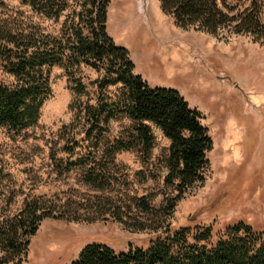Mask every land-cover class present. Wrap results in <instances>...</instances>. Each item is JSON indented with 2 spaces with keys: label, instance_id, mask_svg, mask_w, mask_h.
<instances>
[{
  "label": "rangeland",
  "instance_id": "obj_1",
  "mask_svg": "<svg viewBox=\"0 0 264 264\" xmlns=\"http://www.w3.org/2000/svg\"><path fill=\"white\" fill-rule=\"evenodd\" d=\"M31 11L22 0H0V13H22L48 32L58 33L60 19ZM105 23L114 42L127 49L133 72L150 86L178 90L200 112L211 137L204 179L177 199L171 222L212 223L213 228L223 229L244 220L264 232V41L227 30L182 28L160 10L158 0H110ZM164 41L167 44L160 50ZM80 70L88 91L81 99L93 101V80L102 70L87 64ZM48 72L50 93L35 124L18 131L0 124V211L14 212L33 195L57 194L79 201V218L43 219L21 264H68L91 241L121 251L128 243L145 244L151 232L133 225L145 217L138 199L158 207L176 194L173 185L164 181L170 139L147 122L154 135L149 157L140 145L118 150L107 164L109 181L102 187L85 184L81 167L58 172L52 153L67 157L64 145L82 134L84 122L72 107L76 98L62 65H52ZM105 89L116 95L119 84ZM129 124L128 116L118 113L109 119L106 135H118ZM98 158H103L100 150ZM109 203L119 205L122 220L111 217L109 210L99 218L85 217L99 214L103 204L110 209Z\"/></svg>",
  "mask_w": 264,
  "mask_h": 264
},
{
  "label": "trees",
  "instance_id": "obj_2",
  "mask_svg": "<svg viewBox=\"0 0 264 264\" xmlns=\"http://www.w3.org/2000/svg\"><path fill=\"white\" fill-rule=\"evenodd\" d=\"M32 11L45 18L60 19L57 34L22 13H0V124L14 131L35 124L43 101L50 93L48 68L62 65L76 100L73 108L84 122L82 134L64 145L68 156L51 155L58 172L81 167V180L88 185L107 184L108 162L115 152L140 145L146 158L154 145L147 122L159 127L170 139L165 159L164 181L176 194L154 207L143 198L141 215L133 224L147 228L151 236L143 245L128 243L124 250L91 241L82 246L68 264H264V232L244 220L223 229L212 223L173 224L174 206L188 187L204 179L206 151L211 137L200 121V112L190 107L178 90L150 86L134 73L127 49L107 33V7L110 0H22ZM160 10L182 28L193 27L208 33L227 30L245 33L264 41V0H158ZM72 7V10H66ZM87 64L102 70L93 101L82 100L87 83L80 66ZM119 84L118 94L106 92V86ZM124 113L130 124L118 135H106L111 117ZM77 148V150H75ZM103 158L96 159L98 151ZM84 167V169H83ZM106 169V170H105ZM2 170L0 168V179ZM79 201L57 194L33 195L14 212L0 211V264H21L31 238L45 218H79ZM103 208L99 214L87 213V219L102 217V212L122 220L120 207ZM146 218L151 219L150 222Z\"/></svg>",
  "mask_w": 264,
  "mask_h": 264
},
{
  "label": "crops",
  "instance_id": "obj_3",
  "mask_svg": "<svg viewBox=\"0 0 264 264\" xmlns=\"http://www.w3.org/2000/svg\"><path fill=\"white\" fill-rule=\"evenodd\" d=\"M156 16L158 17L157 14H156ZM158 21H159V24H160V19H159V17H158ZM164 43L167 44L166 41H164V42H160V44H159V45H160V50L164 49V45H165Z\"/></svg>",
  "mask_w": 264,
  "mask_h": 264
}]
</instances>
